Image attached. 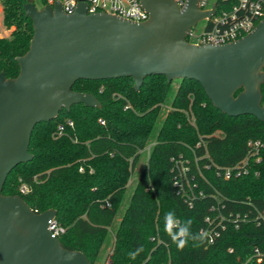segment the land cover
Here are the masks:
<instances>
[{"label": "trees", "instance_id": "1", "mask_svg": "<svg viewBox=\"0 0 264 264\" xmlns=\"http://www.w3.org/2000/svg\"><path fill=\"white\" fill-rule=\"evenodd\" d=\"M26 1L0 0L2 23L12 28L9 36H0V71L8 77L18 75L17 56L29 49L34 34ZM0 32L5 33L1 25ZM134 83L131 76L78 80L73 89L93 93L101 106L76 103L37 124L29 146L33 158L12 170L3 193L21 195L37 212L56 209L62 244L84 252L92 264H98L112 236L104 264H242L254 246L264 247V223L246 220L236 227L227 221L214 241L206 235L178 249L164 233V217L174 210L181 221L191 218L197 233L219 210L243 215L250 212V202L264 208V147L261 159H250L240 175L226 179L217 167L242 160L249 139L264 142V121L221 111L195 79L169 81L157 74L146 77L140 89ZM164 105L169 107L162 117ZM201 137L209 142L210 158L197 163L193 148L203 153L197 147ZM150 142L149 157L120 214L143 156L140 150ZM180 158L189 160L190 169L181 177L185 191L176 185ZM23 183L30 187L26 193L19 189ZM137 248L143 250L130 259L127 253Z\"/></svg>", "mask_w": 264, "mask_h": 264}, {"label": "water", "instance_id": "2", "mask_svg": "<svg viewBox=\"0 0 264 264\" xmlns=\"http://www.w3.org/2000/svg\"><path fill=\"white\" fill-rule=\"evenodd\" d=\"M140 2L149 12L144 21L89 13L84 0L72 13L59 1L41 8L25 2L34 26L30 47L17 56V76L0 71V264H92L50 228L56 209L37 212L21 195L3 193L12 170L33 158L29 146L37 124L76 103L101 106L93 93L73 89L78 80L131 76L140 89L157 74L169 81L195 79L221 111L264 121V17L237 40L199 45L187 40L188 30L215 9L201 10L198 0L185 7L176 0Z\"/></svg>", "mask_w": 264, "mask_h": 264}, {"label": "built area", "instance_id": "3", "mask_svg": "<svg viewBox=\"0 0 264 264\" xmlns=\"http://www.w3.org/2000/svg\"><path fill=\"white\" fill-rule=\"evenodd\" d=\"M39 0H34L38 8L43 7L46 4L54 5L59 1L63 7V10L67 13L74 12L81 0H40L41 6L38 5ZM87 4V10L89 13L106 12L117 15L122 18H126L133 21H144L149 18V12L142 6L140 0H84ZM181 6L185 7L188 0H176ZM198 7L203 11H215L206 16L202 20L198 21L195 27H190L187 34V40L194 44H223L237 40L247 33L251 32L259 21L264 17V0H198ZM200 23H203L200 26ZM263 105H264V93H263ZM194 122V117H192ZM70 124L72 123L69 121ZM220 130H217L214 134L219 135ZM154 142H150L144 148L140 150L142 157L147 161L151 148ZM209 142L201 137L198 141L197 147H203V153L198 155L195 152V162H199L203 158H210ZM248 153L238 163L232 166H217L218 174H221L224 178L229 179L233 175H240L246 172L248 167L247 163L250 159H261V151L264 147V142L261 139H249L247 141ZM189 160L180 158L176 161V167L178 169V175L176 178V185L183 188L181 177H186L190 167L188 165ZM208 167V164L205 163ZM201 172V168H199ZM132 181V178L130 179ZM189 183V180H187ZM30 189L26 183L21 184L20 191L22 193L28 192ZM185 191V189H184ZM183 193L187 195L186 192ZM202 193V192H201ZM188 202H192L189 196H186ZM109 202H107V205ZM251 210L249 213L240 214L230 212L225 214L219 210L216 219H210L209 216L206 220L209 222L208 226H204L201 229L205 230L209 237V241H214L215 237L220 236L223 229L226 228L227 221L235 223L236 227L239 226V221L250 220L257 225L264 223V208H260L250 202ZM50 228L55 234H59L63 229L57 225L55 219L50 220ZM233 251L232 247L228 249ZM264 262V247L254 246L248 258L242 264H250L253 262Z\"/></svg>", "mask_w": 264, "mask_h": 264}, {"label": "clouds", "instance_id": "4", "mask_svg": "<svg viewBox=\"0 0 264 264\" xmlns=\"http://www.w3.org/2000/svg\"><path fill=\"white\" fill-rule=\"evenodd\" d=\"M192 225L193 220L191 218L181 221L177 218L174 210H169L165 213L164 233L170 237L172 243L175 244L178 249H183L189 240H203L207 235L203 229H200L197 233H193ZM142 250V248H137L134 251H129L127 255L130 259L134 260ZM68 259H71V256H69Z\"/></svg>", "mask_w": 264, "mask_h": 264}, {"label": "rangeland", "instance_id": "5", "mask_svg": "<svg viewBox=\"0 0 264 264\" xmlns=\"http://www.w3.org/2000/svg\"><path fill=\"white\" fill-rule=\"evenodd\" d=\"M38 5L41 6V1L40 0L38 1ZM0 13L3 15V7L1 5V2H0ZM202 24L203 23H200V26H202ZM1 25H2L5 33L0 32V36L1 37H3V36H9L10 35L9 33H11L12 28H7L6 26H4L3 23H2V20H1ZM177 85H178V81H176L174 83V86H177ZM168 107H169L168 105H164L163 106V109H162V117L165 116V113H166ZM145 163H146V160H145L144 157H142L140 159L138 165H137V168L135 170V173L133 174L132 181H130V183H129V196H128V199L125 201L124 206L122 207V209L120 211V214L123 213L124 208H125V206L127 205L128 201H129L131 192L133 191L134 184H135L137 178L139 177L140 172L143 170V168L145 166ZM20 186H19V189H20ZM113 242H114V238L112 236L111 241H109V243L107 244V246L104 248V250L102 252V255H101V259L99 260L98 264H104L105 262L109 261L110 254H111L112 249H113Z\"/></svg>", "mask_w": 264, "mask_h": 264}, {"label": "crops", "instance_id": "6", "mask_svg": "<svg viewBox=\"0 0 264 264\" xmlns=\"http://www.w3.org/2000/svg\"><path fill=\"white\" fill-rule=\"evenodd\" d=\"M1 20H2V14H0V25H1ZM2 27V25H1ZM3 28V27H2ZM10 34V33H9Z\"/></svg>", "mask_w": 264, "mask_h": 264}]
</instances>
